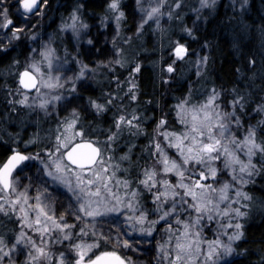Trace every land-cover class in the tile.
<instances>
[{
  "label": "snow or ice",
  "instance_id": "obj_1",
  "mask_svg": "<svg viewBox=\"0 0 264 264\" xmlns=\"http://www.w3.org/2000/svg\"><path fill=\"white\" fill-rule=\"evenodd\" d=\"M246 3L243 0L241 7ZM215 4L216 0H199V7L191 11L200 19L201 10ZM136 5L140 21L135 33L125 36L127 17L120 0H106L99 27L113 26L111 47L104 59L89 64L80 51L91 27L83 19L85 3L78 0L49 34L43 21L53 8L51 0H0V54L7 56L21 42L27 49L22 70L18 58L7 66L18 86L7 88V111L0 123L12 121L13 114L24 109L29 110L28 117L40 112L45 118L53 112L57 116L55 130L49 131L48 142L39 151L25 154L12 148L0 163V216L9 222L14 216L18 224L14 239L0 233V264H132L131 258L116 250H99L115 244L139 251L137 245L150 244L161 225L156 264H232L236 242L244 236L240 221L248 215L252 201L244 188L255 176L264 175V87L256 98V81L264 83V53L259 61L250 55L244 73L236 69L245 76L243 90L206 88L201 81L206 80L210 57L196 53L195 61L189 63L194 64L197 79L188 82L187 93L174 98L167 111L159 108L158 117L155 109L148 115V109L139 104L140 52H129L125 46L130 48L150 21H155L163 41L167 33L161 20L167 17L183 24L187 4L186 0H136ZM61 6L57 4L56 10ZM68 32L76 51L65 46L61 57L56 44ZM181 32L196 39L193 28L185 25ZM86 43L96 47L91 37ZM167 47L171 62L166 67L153 62L162 85L172 83L177 65L191 54L188 43L180 39H169ZM210 47L207 41L202 46ZM117 68L131 71L122 80ZM98 74L107 80L108 88L98 97L80 95V89L91 87L88 81ZM73 101L80 103L61 117L60 110ZM108 112L113 115L106 129L97 130L92 122L85 126L89 115L95 121ZM256 116L259 119L252 123ZM152 122L148 132L146 125ZM140 136L148 143L137 154L133 141ZM39 143L36 135L25 146ZM25 169L28 172L22 178L18 174ZM225 173L229 179L221 181ZM23 179L28 183L23 184ZM61 196L67 207L57 215L55 201ZM55 243H66L74 256L65 251L55 256Z\"/></svg>",
  "mask_w": 264,
  "mask_h": 264
},
{
  "label": "trees",
  "instance_id": "obj_2",
  "mask_svg": "<svg viewBox=\"0 0 264 264\" xmlns=\"http://www.w3.org/2000/svg\"><path fill=\"white\" fill-rule=\"evenodd\" d=\"M78 0H51L53 8L48 11L47 16L44 18L45 30L51 34L56 31L61 23L63 17L68 15V12L77 3ZM85 3L83 9V19L91 27L87 32L86 37H91L96 42V47L86 45L82 40L81 59L85 63L94 64L96 60L104 59L111 47V38L114 34V28L110 26L103 30L99 27V18L104 14L106 0H79ZM122 10L126 13L127 21L125 25V36H131L136 31V26L140 21V14L137 11L136 0H120ZM62 5L59 10H56V5ZM187 6L183 10L185 13L183 17V24H178L175 20L169 21L165 17V24H161L166 30V36L161 41V33L156 30L155 21H150L144 26L143 35L139 38H133L131 47L127 48L129 52H140L139 62L142 64V70L138 74L137 83L140 85L139 104L142 108L148 109V115L153 114V109L156 110L155 114L160 115L159 108L165 111L174 104V98L181 97L188 91V82L196 81L195 66L190 64L189 61H195L196 53L201 56L208 54L210 59L206 72V80H202L206 88L210 89L215 85L217 89L223 87L230 90L233 87L244 89L245 76L237 73L236 69L240 68L244 73L247 68L248 58L250 55L255 54L257 60L260 59V54L264 53V0H247L244 4L243 0H216L214 8H205L200 12V19H197L196 14L191 11L192 7H199V0H186ZM193 28L194 36L196 39L188 36L186 33L181 32L184 26ZM103 37L109 38L107 46ZM169 39H180L181 43H188L190 48L189 59L177 65L176 75L170 85H162L157 76L158 68L154 70V61H160L166 67L169 60ZM84 41V42H83ZM205 41L211 47L202 48ZM163 43L164 49H161ZM25 42H21L15 49L7 56L0 54V120H3L7 111V104L5 100L7 88L15 89L16 77L8 74L7 66L11 64L13 58H18L20 61L23 55L26 54L27 49L24 46ZM235 45V47H234ZM56 46L60 49L59 55H64V47L67 46L70 52H75L76 48L73 45L71 37H65L63 42L57 41ZM100 49V52H97ZM161 57L163 60L161 61ZM69 59H71L69 57ZM134 67V64L132 65ZM259 67V63H258ZM131 71V68H117V73L123 80ZM245 75H250L245 73ZM96 81H102L97 84ZM91 87L81 88L80 95L83 97L93 96L98 97L103 90L108 88V82L103 75L98 74L95 80L88 81ZM199 87V85H197ZM115 88V85H112ZM264 87V83L260 80L256 81V98L261 94L259 89ZM152 100L151 105L145 102ZM80 102V101H79ZM159 105V107H157ZM254 107V105L252 106ZM251 111V107L249 108ZM112 112H108L104 117L97 118L93 121V117L89 115L85 121V126L88 122H92V127L95 129H106L112 123ZM17 117L13 114L12 121L4 120L0 123V163L6 160L7 156L11 154L10 138L17 134ZM259 116L252 119V123H256ZM40 128L37 133L32 125H29L30 135H38L42 143L33 145L31 147H23L19 143L17 149L25 154L35 153L39 151L44 143L48 142L49 131L55 130L56 123L48 121H39ZM247 124V121H246ZM147 131L151 132L154 127V122L146 125ZM28 130L23 132V138L26 137ZM92 138H95L93 136ZM54 140V137L52 138ZM125 139L127 135L125 134ZM138 145L136 148L137 154L140 149L147 143L148 139L144 136L133 141ZM122 146L125 141H121ZM126 150V149H125ZM121 152H117L119 156ZM175 181V177H172ZM221 181L229 179L227 173L220 177ZM246 191L251 197L250 208L246 211L248 215L240 222L244 225V236L240 241L236 242V253L231 257L232 264H260L264 258V175H257L253 181L245 186ZM151 198L149 197V200ZM57 210L60 208L56 207ZM64 211H59V215ZM16 218L13 216L12 221L9 222L8 218L0 216V233H8L13 236L14 231H18V224L15 222ZM72 223V220H68ZM78 230V229H77ZM163 225H161V232L156 233L151 243L144 242L138 244L139 251H132L116 247L115 244L102 245L99 251L116 250L124 258H131L132 263L135 264H156V247L158 242L162 239ZM211 238V230L207 233ZM39 242V236L36 237ZM67 244L61 246L56 245L54 252L68 251ZM97 251V254H99ZM242 253V254H241Z\"/></svg>",
  "mask_w": 264,
  "mask_h": 264
},
{
  "label": "rangeland",
  "instance_id": "obj_3",
  "mask_svg": "<svg viewBox=\"0 0 264 264\" xmlns=\"http://www.w3.org/2000/svg\"><path fill=\"white\" fill-rule=\"evenodd\" d=\"M140 14V13H139ZM165 17L161 20V24H165ZM44 24V23H43ZM65 37H71V32H68L67 34H66V36ZM65 37H64V39H65ZM47 37L45 36V39H46ZM87 39H88V37H86V36H84L83 37V40H86L87 41ZM106 39H107V43H108V39L109 38H107V37H103V41H106ZM86 41H85V44L87 45V43H86ZM73 42V45L75 46V42L74 41H72ZM84 42V41H83ZM35 46V45H34ZM26 54H27V52H26ZM25 54V55H26ZM25 55H23V59L20 61V64H21V69L20 70H22L23 69V65H24V57H25ZM61 57H63V56H61ZM72 68L73 69H75L76 68V65L73 63L72 64ZM11 71H16L15 69H12ZM68 75H71V72H69V73H67ZM15 81H16V86H18V84H17V79H15ZM90 81V80H89ZM33 95H35V93H32ZM17 99H19V97H17ZM78 103H80L79 101H73V103L72 104H70V105H67V106H65L62 110H60V116L62 117V116H64L65 114H66V112L68 111V110H70L71 109V107H73V106H76V104H78ZM29 110H27V109H24V110H21V112L19 113V115H16V116H18L17 117V134L16 135H13L11 138H10V144H11V149L12 148H17V145L20 143L21 144V146H23V147H26L25 146V141H28L30 138H34L36 135L33 133V135H30V131H29V128L30 127H28L29 125H32L33 126V129L36 131H38V129L40 128V124H39V121H41V120H43V121H48V122H57V116H56V113L55 112H53L52 113V116H51V118H45V116H44V114L42 113V112H40L38 115L37 114H35V113H33L30 117H28V116H26L25 115V113L26 112H28ZM15 115V114H14ZM25 130H28L27 131V133H26V137L25 138H23V132L25 131ZM97 130H99V129H97ZM37 131L35 132V133H37ZM93 136H95V134L93 135ZM99 139L101 140V141H103V139H104V137H103V135H100L99 136ZM15 141V142H14ZM31 146H33V145H31V144H29L27 147H31ZM32 171L34 172L35 171V168L33 167L32 168ZM27 172H28V169H25V171H24V173L23 174H18V175H21V177L23 178V176H25V175H27ZM28 183V181H27V179H23V184H27ZM21 187H22V185H21ZM31 195H35V190H33L32 191V193H31ZM60 208V210H57L56 209V214L57 215H59V211H64V208L65 207H67V200H65L64 199V197H60L59 199H57L56 201H55V208ZM39 241H40V238H39ZM39 243V242H38ZM56 245H59V243H55L54 245H52V251H53V253H54V255L55 256H59V252L57 251V252H54V248L56 247ZM68 249V248H67ZM67 252V251H66ZM69 255H73L74 256V253H71V252H69L68 253ZM132 264H135V263H132Z\"/></svg>",
  "mask_w": 264,
  "mask_h": 264
},
{
  "label": "water",
  "instance_id": "obj_4",
  "mask_svg": "<svg viewBox=\"0 0 264 264\" xmlns=\"http://www.w3.org/2000/svg\"><path fill=\"white\" fill-rule=\"evenodd\" d=\"M24 153V152H23Z\"/></svg>",
  "mask_w": 264,
  "mask_h": 264
}]
</instances>
